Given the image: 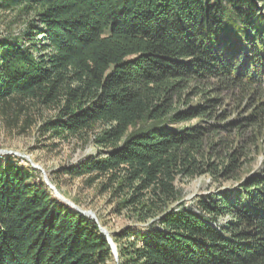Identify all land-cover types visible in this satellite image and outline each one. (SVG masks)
<instances>
[{
    "label": "trees",
    "instance_id": "obj_1",
    "mask_svg": "<svg viewBox=\"0 0 264 264\" xmlns=\"http://www.w3.org/2000/svg\"><path fill=\"white\" fill-rule=\"evenodd\" d=\"M0 11L26 19L0 39V120L29 127L47 108L43 135L93 134L98 154L62 172L99 182L131 221L112 232L121 264H264V164L200 212L177 185L235 177L264 140V0H0ZM34 170L0 161V264H109L95 220Z\"/></svg>",
    "mask_w": 264,
    "mask_h": 264
},
{
    "label": "rangeland",
    "instance_id": "obj_2",
    "mask_svg": "<svg viewBox=\"0 0 264 264\" xmlns=\"http://www.w3.org/2000/svg\"><path fill=\"white\" fill-rule=\"evenodd\" d=\"M25 20L17 13L0 11V39L7 35L18 36L25 28ZM225 104L230 110L236 108L233 99L227 98ZM55 114L56 111L53 109L34 108L31 115L35 122L29 127H24V123L11 127L0 120V161L19 159L21 165H30L31 167H33L32 164H38L44 171L33 167L35 170L32 182H45V178H47L67 199L84 210L93 211L99 223L112 236V232L129 225L131 221L125 213H115L110 193L101 192L99 182L90 186L87 183V177L73 178L62 172L63 168L79 163L90 155L98 154L99 148L93 141L94 136L92 134L91 139L89 137V139L80 140L75 137L59 139L50 136V134L43 135L40 132V125L54 117ZM196 123L198 120L184 122L180 125L192 126ZM250 132L252 131L249 130L248 135ZM216 141L217 139H215ZM250 149L248 160L233 178L204 174L195 178L179 180L177 185L182 193L181 201L194 211L200 212L201 201H210L221 191L235 189L241 180L258 172L264 164V140H260L255 151L253 147ZM207 151L209 152L207 159L217 162L215 157H217L218 150L207 147ZM53 195L57 198L54 192ZM227 219L228 217H222L220 221L224 223ZM109 264H121L120 259L118 261L114 255Z\"/></svg>",
    "mask_w": 264,
    "mask_h": 264
},
{
    "label": "water",
    "instance_id": "obj_3",
    "mask_svg": "<svg viewBox=\"0 0 264 264\" xmlns=\"http://www.w3.org/2000/svg\"><path fill=\"white\" fill-rule=\"evenodd\" d=\"M7 153H10L9 151H5ZM34 168H37V169H40L42 171L43 168L40 167L38 164H32ZM45 182L46 184L50 187V189L53 190V192L55 193V196L60 199L61 201L67 203L69 206H71L73 209H75L76 211L80 212L81 214L83 215H86L88 217H91L95 220V222L98 224V226L100 227L101 231L106 235L108 241H109V244L113 250V253L114 255L116 256V259L119 261V250H118V246L117 244L115 243V241L113 240L111 234L108 232V230L106 228H104L98 221V218L96 216V214L91 211V210H84L82 208H80L78 205H76L74 202H72L71 200L67 199L65 196H63L61 194V192L58 190V188L53 185L47 178H45Z\"/></svg>",
    "mask_w": 264,
    "mask_h": 264
}]
</instances>
